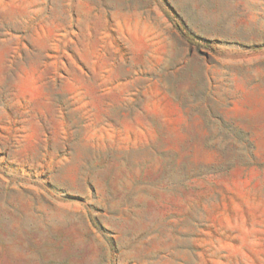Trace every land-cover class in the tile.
I'll return each mask as SVG.
<instances>
[{"label": "rangeland", "instance_id": "obj_1", "mask_svg": "<svg viewBox=\"0 0 264 264\" xmlns=\"http://www.w3.org/2000/svg\"><path fill=\"white\" fill-rule=\"evenodd\" d=\"M0 264H264V0H0Z\"/></svg>", "mask_w": 264, "mask_h": 264}]
</instances>
